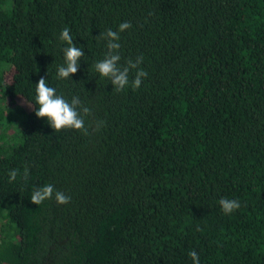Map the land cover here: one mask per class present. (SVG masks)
Returning a JSON list of instances; mask_svg holds the SVG:
<instances>
[{
    "label": "trees",
    "instance_id": "1",
    "mask_svg": "<svg viewBox=\"0 0 264 264\" xmlns=\"http://www.w3.org/2000/svg\"><path fill=\"white\" fill-rule=\"evenodd\" d=\"M124 22L120 66L147 76L117 92L94 65ZM42 77L88 134L35 116ZM0 124V264H264V0H0ZM45 184L70 201L32 204Z\"/></svg>",
    "mask_w": 264,
    "mask_h": 264
},
{
    "label": "clouds",
    "instance_id": "2",
    "mask_svg": "<svg viewBox=\"0 0 264 264\" xmlns=\"http://www.w3.org/2000/svg\"><path fill=\"white\" fill-rule=\"evenodd\" d=\"M131 27L128 22L121 23L118 31L109 29L99 38L106 39L107 53L103 60L98 61L95 65V71L101 78H107L111 81L112 86L117 92L124 90L129 86V73L135 69L134 78L131 80V87L138 89L141 86L143 79L147 76L146 71L140 68L143 62V56H139L135 61L129 59L126 66H120L121 56L119 54L120 33ZM60 40L67 47L64 48V64L58 68L57 75L61 79H69L79 70V61L84 56L82 48L73 43V37L70 34L68 27H65L60 33ZM35 103L38 109L34 111L37 118L45 119L49 126L56 132L64 129H72L88 134L85 128L84 118L90 114V109L81 106L79 97H73L69 102L63 95H58L54 87H50L45 78H40L35 85ZM103 124L100 122L94 128L98 131ZM19 170L13 169L8 173L9 182L15 181L19 175ZM25 179L28 177V170L25 168L23 172ZM53 196L58 204H66L70 201V197L64 193L54 189L51 184H45L40 188H34L31 192L30 201L34 205H39L45 200L52 199ZM220 207L225 214H230L240 208L239 200H229L221 198L219 201ZM193 264H200L198 253L193 250L189 253Z\"/></svg>",
    "mask_w": 264,
    "mask_h": 264
},
{
    "label": "rangeland",
    "instance_id": "3",
    "mask_svg": "<svg viewBox=\"0 0 264 264\" xmlns=\"http://www.w3.org/2000/svg\"><path fill=\"white\" fill-rule=\"evenodd\" d=\"M19 103L21 105H23V102L22 101H19ZM1 125V129L2 130H6L5 131V140L2 141L3 142V148H8V144L11 143V144H14L15 143V139H16V135L15 133L13 132V129H12V125H9V124H5V125ZM1 144V142H0Z\"/></svg>",
    "mask_w": 264,
    "mask_h": 264
}]
</instances>
